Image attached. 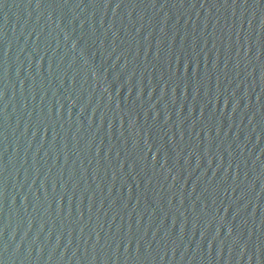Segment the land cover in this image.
<instances>
[{
	"label": "water",
	"instance_id": "water-1",
	"mask_svg": "<svg viewBox=\"0 0 264 264\" xmlns=\"http://www.w3.org/2000/svg\"><path fill=\"white\" fill-rule=\"evenodd\" d=\"M0 264H264V0H0Z\"/></svg>",
	"mask_w": 264,
	"mask_h": 264
}]
</instances>
